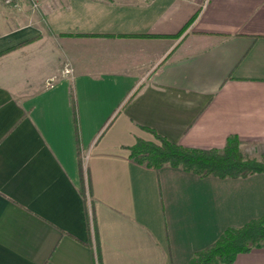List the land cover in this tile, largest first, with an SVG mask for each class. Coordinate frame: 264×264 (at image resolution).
Returning a JSON list of instances; mask_svg holds the SVG:
<instances>
[{"label": "crops", "instance_id": "1", "mask_svg": "<svg viewBox=\"0 0 264 264\" xmlns=\"http://www.w3.org/2000/svg\"><path fill=\"white\" fill-rule=\"evenodd\" d=\"M43 3L46 24L0 32V264H189L264 215V172L130 157L153 131L264 157V0Z\"/></svg>", "mask_w": 264, "mask_h": 264}, {"label": "trees", "instance_id": "2", "mask_svg": "<svg viewBox=\"0 0 264 264\" xmlns=\"http://www.w3.org/2000/svg\"><path fill=\"white\" fill-rule=\"evenodd\" d=\"M153 134L155 140L138 138L130 148V157L133 160L149 167L159 168L170 164L200 176L220 178L247 177L264 172V157L258 160L245 155L240 149L241 141L237 135L229 136L222 149H201L170 141L155 131ZM262 246L264 215L241 227H227L214 243L195 253L189 264L232 263L238 254Z\"/></svg>", "mask_w": 264, "mask_h": 264}, {"label": "rangeland", "instance_id": "3", "mask_svg": "<svg viewBox=\"0 0 264 264\" xmlns=\"http://www.w3.org/2000/svg\"><path fill=\"white\" fill-rule=\"evenodd\" d=\"M15 1L18 2V6L8 5L0 0V32L40 22L46 24L45 15L42 12L45 0Z\"/></svg>", "mask_w": 264, "mask_h": 264}, {"label": "built area", "instance_id": "4", "mask_svg": "<svg viewBox=\"0 0 264 264\" xmlns=\"http://www.w3.org/2000/svg\"><path fill=\"white\" fill-rule=\"evenodd\" d=\"M6 4L8 5H13V6H18V2L15 0H3ZM148 1H153V0H148ZM210 0H200V8H205L207 4L209 3Z\"/></svg>", "mask_w": 264, "mask_h": 264}]
</instances>
